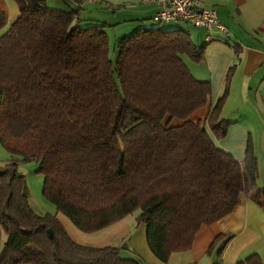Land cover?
Segmentation results:
<instances>
[{"label": "trees", "instance_id": "1", "mask_svg": "<svg viewBox=\"0 0 264 264\" xmlns=\"http://www.w3.org/2000/svg\"><path fill=\"white\" fill-rule=\"evenodd\" d=\"M14 1L20 16L8 29L0 10V143L14 156L0 166V264H145L127 241L76 243L57 215L95 234L140 211L137 226L147 227L151 252L167 264L191 250L202 226L231 214L242 195L264 210L252 140L239 161L190 120L212 91L184 56L201 63L207 44L181 28L142 26L118 39L113 61L109 25L85 18L83 0H61L66 8ZM233 68L206 119L218 140L232 126L220 115ZM30 161L39 164L56 215L31 206L19 170ZM221 259L222 252L216 264ZM244 264L263 262L253 256Z\"/></svg>", "mask_w": 264, "mask_h": 264}, {"label": "crops", "instance_id": "2", "mask_svg": "<svg viewBox=\"0 0 264 264\" xmlns=\"http://www.w3.org/2000/svg\"><path fill=\"white\" fill-rule=\"evenodd\" d=\"M117 1L119 4L106 0H102V3L116 5L113 9L117 10L122 7L121 1H142L143 5H147L143 0ZM148 5L146 8L151 15L139 17L152 19L161 10L156 4ZM202 8L217 11L219 22L227 28L228 33H217V39L207 42V33L199 30L203 34L199 36L200 43H195L207 44L205 58L201 63L188 65L187 62V65L196 79L211 83L212 92L206 106L195 112L190 120L202 125L206 123L210 109L224 93L227 74L234 67L229 94L220 115L221 119L232 122V126L222 140L215 138L210 130L208 132L219 149L239 161L245 159L248 142L252 140L258 159V184L264 188V0H203ZM0 10L7 15L6 29L20 16L19 6L14 0H0ZM58 218L71 236L63 220ZM94 235L88 247H118L127 241L131 250L145 264H164L148 246L147 227L137 226L136 221L131 223L124 219ZM221 235L227 238L211 249ZM221 252V264H244L253 256H259L264 264V210L245 195H242L239 205L231 214L200 228L190 251L173 254L167 264H216Z\"/></svg>", "mask_w": 264, "mask_h": 264}, {"label": "rangeland", "instance_id": "3", "mask_svg": "<svg viewBox=\"0 0 264 264\" xmlns=\"http://www.w3.org/2000/svg\"><path fill=\"white\" fill-rule=\"evenodd\" d=\"M106 1L119 4L117 0H106ZM141 2L142 1H133L131 3H124L123 1H121L120 6L122 7L121 9L117 10L116 8L113 9L114 6L116 7V5H106L102 3V0H83L85 7V12H84L85 18L94 21L104 22L109 25V28H107V33L110 39L111 60L113 61L116 60L115 48L118 39L122 38L123 36L131 34L136 29L142 26L161 27L163 29H168V30L174 28H181L190 32L191 38L193 39L194 42H196L197 44L200 43L199 36H202L203 33L199 31L200 29H197L192 25L183 22L158 24L154 22L150 17H143V18L139 17V15H143V16L151 15L148 9L146 8L149 5L148 4L143 5ZM48 5L50 7H55V8L57 7L66 8L65 3L61 0H49ZM137 18H142V19H139L140 20L139 21L137 20ZM5 31H6L5 29L4 30L0 29V36ZM184 61H186V63L188 62V65L195 63L186 56H184ZM202 126L203 127L206 126V128H208L209 130L207 123H204ZM13 157L14 156L9 154V152L0 143V166H4L7 163L13 162ZM38 169H39V164L36 161L20 163L19 165L20 172L23 173L27 179V185L30 192L31 206L35 210V212L39 215H45V214L56 215L57 212L55 206L51 202H49L43 195L44 176L36 173ZM139 214L140 211H136L130 216H128L126 219H128V221H130L131 223H134ZM58 216L63 220L69 233L71 234L72 238L75 241L79 242L82 245L90 246L88 244L90 243V239H93V237H95L94 234H84L79 230H77L68 219H66L62 215H58ZM123 254L124 256H128L132 253L125 252Z\"/></svg>", "mask_w": 264, "mask_h": 264}, {"label": "built area", "instance_id": "4", "mask_svg": "<svg viewBox=\"0 0 264 264\" xmlns=\"http://www.w3.org/2000/svg\"><path fill=\"white\" fill-rule=\"evenodd\" d=\"M203 0H144L146 4H156L160 7L152 20L156 23L183 22L193 27L205 30L206 41L217 39L216 34H227L228 30L220 24L215 10L202 8Z\"/></svg>", "mask_w": 264, "mask_h": 264}]
</instances>
